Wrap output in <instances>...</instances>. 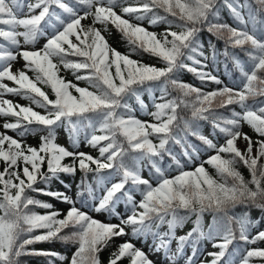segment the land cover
<instances>
[{"label":"snow or ice","instance_id":"1","mask_svg":"<svg viewBox=\"0 0 264 264\" xmlns=\"http://www.w3.org/2000/svg\"><path fill=\"white\" fill-rule=\"evenodd\" d=\"M144 21L163 31H149ZM112 29L128 54L109 43ZM204 34L222 43V55L239 71L231 86L207 70ZM216 42L207 41L213 61L221 54ZM134 53L163 66L132 59ZM18 60L24 64L13 71ZM184 72L219 87L204 91L180 79ZM133 100L150 120L137 116ZM0 117L14 118L3 128L19 137L0 133V264H26L23 258L31 256L47 257V264H102L100 254L129 234L157 259L129 239L108 264L124 258L129 264H264V216L250 218L251 209L264 213V0H0ZM201 122L223 142L203 135ZM244 125L255 140L241 131ZM61 128L73 150L57 143ZM38 133V147L25 142ZM189 137L212 153L193 170L186 164H195L200 149ZM82 142L98 156L79 151ZM166 156L178 174L169 176L162 167ZM78 172L70 195L73 185L61 177ZM54 183L63 190H53ZM32 193L69 207L61 212ZM189 223L190 230L178 235ZM57 242L74 246L70 257L31 247ZM204 242L217 250L205 254Z\"/></svg>","mask_w":264,"mask_h":264},{"label":"trees","instance_id":"2","mask_svg":"<svg viewBox=\"0 0 264 264\" xmlns=\"http://www.w3.org/2000/svg\"><path fill=\"white\" fill-rule=\"evenodd\" d=\"M117 11H119V9H117ZM222 19L225 20V21H228L229 23L232 22L228 11L225 10V9H222ZM85 22H86V25L91 23L89 19L85 20ZM153 27L155 28L154 32H157V33L162 32L163 28H164L163 25H156V26H153ZM106 35H107L109 43L111 44L112 47H114L116 50L120 51L122 54H128V52H129L128 45L121 39L120 34L115 29H112L110 33H106ZM210 39L213 40V42H216L214 37H210L207 34H204V40H205V49H204V51H205V55L209 56V60L207 61V63H208V69L207 70L211 71L214 75H216L221 80H223L225 84H228V85L231 86L232 85V81L239 76V71L234 67V65H233V63H232V61L230 59L225 58L222 55L223 45L220 42H216V43H217V48H219L221 50V54H219L217 56L215 61H213L211 59L210 53L208 52V48H207V41L210 40ZM131 58L135 59V60H142L145 63L153 64V65H155L157 67H162L163 66V64L160 61H158L155 58L149 57L147 54L141 55V54H135L134 53V54L131 55ZM241 59L242 60H246L247 58L244 57L243 55H241ZM20 68H22V67H20ZM20 68H18V69H20ZM28 74H29V76H32L31 72H29ZM61 75L65 76V78L67 80H71L74 83H76L75 78H74V76L71 73L64 72L62 70L61 71ZM180 79H182L184 82H187V83H189L191 85H194L196 87H200L204 91H212V90L216 89L217 87H219V86H217V85H215L214 83H211V82H208V83H205V84L202 85L200 83V81L193 74L187 73V72L181 73L180 74ZM79 85L82 86V87L85 86L84 82H82V81L79 82ZM8 86H14V85L11 83ZM45 90L51 96L50 89H45ZM173 95H175V93H173ZM15 97H17V96H15ZM21 100H22V102L19 103V104H21V105H28L29 104V102L27 100H25V99H21ZM12 101H13V103H16L14 100H12ZM131 103H132V107L137 110L136 111L137 116H139V118L142 119V115H141L142 113L139 111L138 103L135 102L134 100ZM33 107H34V109L36 111L42 112L41 109L35 108L34 105H33ZM230 107H235V106H230ZM220 111L223 112L224 114H228L229 109H220ZM4 118H6L8 120V122H13V120H14V118H12V117H4ZM201 124H202L201 132H202L203 135L209 136V138L213 139L214 142H218V143H222L223 142V137L222 136L218 137L215 133H213L212 129H211V125L209 123L201 122ZM9 131L13 134L14 138L19 139V137L17 136L16 133L12 132L11 130H9ZM66 133H67V131H66ZM251 134H252L253 140H255L256 139V135H255V133L252 130H251ZM40 135L41 134L38 133V134L27 136L26 138H24L25 142L28 145H31L33 147H38L39 143H40ZM66 135H67V143L65 145L61 144L60 141L58 140V138H57V143H59L60 145L66 147V148H68L69 150H73V145H72L71 141L69 140L68 133ZM81 139H83V138L81 137ZM189 140L191 141V143H193V144H195V145H197L199 147L200 153H199V159H197L195 161V164L187 163L185 170H193L196 165L200 164L203 160H205L207 158L208 155L212 154L211 152L205 151V146L198 139H196L195 137H189ZM82 144H83V142L79 145V148L81 147ZM172 148H173L174 152H176L177 154H179L181 152V148H180L179 145H172ZM87 153H89V154H91L93 156H98V151L93 149V148H90V147H89ZM182 159H185V158H182ZM69 162H70V160L66 158L65 163H69ZM170 162H171L170 158L166 156L164 161H163V163H162V167H165L167 169V174L169 176H174V175H176L178 173H177V171L173 170L175 168V165H173L172 168H168V164ZM205 167L208 168V170H209V172L211 174L215 175V172H214L213 169H211L208 165H205ZM2 170H3V164L0 163V171H2ZM240 170H241L242 174L245 176L246 179H250V174H249V172H248V170L246 168H244L243 166H240ZM80 175L81 174L79 172L77 173L75 178L70 177V176L62 175L61 178L63 180H65L67 183H71L73 185L72 192L70 193V195L75 193V191H76V181H78L80 179ZM151 176H152V173L149 172L148 176L145 177V178L146 179H151ZM152 182L155 183L154 180ZM39 186H41V185H38V187ZM52 189L53 190H56V189L63 190L62 186L60 184H58V183H54L52 185ZM32 195L36 196L37 199H41V200L53 203L56 209H59L61 212H64V213H66V211H67V209L69 207V205L61 204V203H59V202H57V201H55L52 198L47 197V196H37L35 193H32ZM138 197H139V194H137L135 198L137 199ZM77 206L79 207V204ZM35 210L37 212L41 213V214H44V212L47 211V210L39 209V208H37ZM84 210L88 211V209H84ZM242 211H244V210L240 209V208H238L236 210L237 213H240ZM262 216H264V213H261L260 210H258V209H251L250 210V218L252 220H256L258 218H261ZM206 217L209 218V219L211 218L210 216H207V215H206ZM191 226H192L191 223H189V224H187L184 227V228H186L185 233L188 230H190ZM260 228H264V225H261ZM260 228L254 229V231H258V230H260ZM185 233H183L182 235H184ZM128 236L131 237L130 234ZM121 238H123V237H121ZM117 239H120V238H117ZM117 239L113 242V244L109 248L105 249L100 254V258H101L102 264H108L109 257L111 255V253L120 244V243L117 242ZM204 244H205V242H204ZM31 247H33L35 249H38V250L42 249V250L56 251V252H59V253H61L63 255H67L69 257L71 256L72 251H74V246L73 245H65V244H62V243H59V242L52 243V244H49V243H38V244H35V245L31 246ZM203 247H204V245H203ZM203 247H202V251H203ZM249 247H251V246H249ZM23 259H25L26 264H47V260L49 258L40 257V256H31V257H26V258H23ZM56 264H60V262L57 261ZM65 264H66V262H65ZM119 264H129L128 258H124L123 260H121L119 262Z\"/></svg>","mask_w":264,"mask_h":264},{"label":"rangeland","instance_id":"3","mask_svg":"<svg viewBox=\"0 0 264 264\" xmlns=\"http://www.w3.org/2000/svg\"><path fill=\"white\" fill-rule=\"evenodd\" d=\"M89 20H90V19H89ZM90 22H91V20H90ZM82 23L86 25V22H85V21H83ZM143 26L146 27L149 31H154V30H155V28H154L153 26H152V27H149L147 21H144V22H143ZM43 42H44V41L41 40V41L36 45V47H40V46H42ZM23 64H24V63H23L22 60H18L17 62H15V63L13 64V71H16L18 68L22 67ZM156 64H157V63H156ZM4 83L9 84L10 82H9V81H5ZM3 98H4V99H8V100H15L16 102H21V100H20L18 97H14V96H12V95H5ZM142 98L144 99V101H145L146 103H148V102L150 101V97H149L148 95H146V94H143V95H142ZM141 115H142V119H143V120H149V119H150V117H147V116H145V115H143V114H141ZM5 122H6V120H5L3 117H0V133H4V132H6V134H8V135H10V136H13V134H12L9 130L6 131V130L3 128V124H4ZM242 132L247 133L249 136L252 137L251 129H250L247 125H244V126L242 127ZM57 138H58V140L60 141V143L65 144V143L67 142L66 130L63 129V128L58 129ZM237 143H238V146H239L241 149H244V148H245V142H244L243 140H239ZM88 148H89V147H86V146L84 145V143H83V144L81 145V147L79 148V151L87 152V151H88ZM148 174H149V171L146 169V170L143 172V175H144L145 177H147ZM139 199H140V197L137 198V200H139ZM123 207H124L123 205H120V207H119L118 210L121 211V212H123V211H124V210H123ZM91 215H92L95 219H98V220H100V221H107V220L109 219V218L106 216V214H102V213H95V212H92ZM111 222H112V223H118V221L115 220V219H111ZM203 223H204V226H205V230H207V225L211 223V218L209 219V218L205 217ZM182 233H183V229L178 230V235H181ZM129 239H131L132 243H134L137 247H141V248H143V250H144L146 253L149 254V257H150L151 259H157V257L154 256V255L149 251L147 245H142V244H141L138 240H136L135 238L123 237V238L117 239V242H118V243H122V242H124L125 240H129ZM262 243H263V242H261L259 246L264 247V243H263V244H262ZM173 246H175V245H173ZM251 247H255V246H251ZM216 250H217V249H213L212 246H211V244H209V243H207V242L205 243L204 248H203V251L205 252V254H206V252H209V251H216ZM209 258H210V257H209ZM201 259H204V257L201 256ZM181 264H183V261H181Z\"/></svg>","mask_w":264,"mask_h":264}]
</instances>
